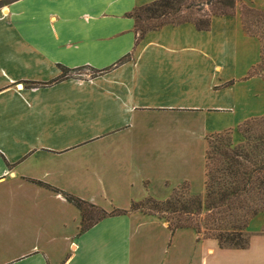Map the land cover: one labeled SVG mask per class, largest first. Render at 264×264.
<instances>
[{
    "label": "crops",
    "instance_id": "1",
    "mask_svg": "<svg viewBox=\"0 0 264 264\" xmlns=\"http://www.w3.org/2000/svg\"><path fill=\"white\" fill-rule=\"evenodd\" d=\"M155 1L0 8V264H264V214L234 249L130 209L203 186L206 138L264 116V80L249 76L260 44L239 16L264 0H239L206 31L185 23L139 36L130 14ZM61 192L124 214L80 231Z\"/></svg>",
    "mask_w": 264,
    "mask_h": 264
},
{
    "label": "trees",
    "instance_id": "2",
    "mask_svg": "<svg viewBox=\"0 0 264 264\" xmlns=\"http://www.w3.org/2000/svg\"><path fill=\"white\" fill-rule=\"evenodd\" d=\"M15 1L18 0L5 5ZM237 5L239 0H158L136 8L130 16L139 36L165 25L185 23L192 24L198 31H206L213 17L232 16ZM143 11L148 14L146 19L153 20L145 27L137 22L138 13ZM239 16L243 31L260 44L259 63L250 70L249 76L264 80V11L241 5ZM248 16L253 19L248 20ZM125 61L127 58L122 60ZM62 70L58 80L66 79L71 72L66 68ZM236 132L243 138L241 145L231 143L230 131L206 138L203 201L190 195L187 186L183 185L165 201L145 199L144 203L150 205L147 214L163 220L171 233L177 229H192L198 238L213 239L220 248H246L248 238L245 232L249 220L259 213L264 214V117L246 120ZM61 194L80 212V231L107 216L124 214L121 211L107 214L86 201ZM140 207V203L132 204L130 209ZM88 209L93 215H87L85 219Z\"/></svg>",
    "mask_w": 264,
    "mask_h": 264
},
{
    "label": "rangeland",
    "instance_id": "3",
    "mask_svg": "<svg viewBox=\"0 0 264 264\" xmlns=\"http://www.w3.org/2000/svg\"><path fill=\"white\" fill-rule=\"evenodd\" d=\"M9 1L11 0H0V5H1V8L7 6L5 4H7ZM4 5V6H2ZM208 9L205 8V11H207ZM139 19H138V24L139 25H142L143 27L146 26V24H150L151 22H153V20H149V19H146L147 18V13L145 11L143 12H139ZM248 20H252L253 17L252 16H248ZM258 53V52H257ZM77 74H80V75H94V73H91V72H88L87 70H80V71H77ZM260 100L259 102V106H260V111L261 113H264V88L260 90V96L258 98ZM261 117H264V116H261ZM261 117H258V118H261ZM230 141L233 145H241L243 142V138L242 136L238 133V132H233L230 136ZM183 185H186L187 188H188V193L192 196H198L202 201L204 200V197H205V191H204V187L200 184L198 185L197 187H194L193 189H191L187 184H182L180 187H182ZM179 187V188H180ZM167 198H159V199H153L155 201H165L167 200L168 198H170V196L172 195V193H168L167 194ZM147 198H150V197H147ZM141 207L140 209H138L139 211L141 212H146L148 213V210L150 208V205H146L144 202H141ZM135 210V209H134ZM259 214H263V213H259ZM87 215H93V211L88 209L87 210V214H85L84 218L86 219L87 218ZM94 217H95V214H94ZM93 217V218H94ZM254 218V217H253ZM251 220V219H250ZM249 220V221H250ZM86 223V222H85ZM249 223V222H248ZM248 225V224H247ZM246 233V232H245ZM203 234V233H202ZM247 238H248V235L246 234Z\"/></svg>",
    "mask_w": 264,
    "mask_h": 264
}]
</instances>
